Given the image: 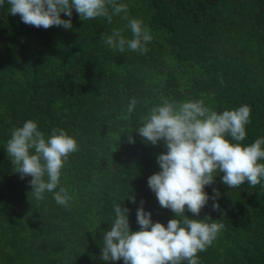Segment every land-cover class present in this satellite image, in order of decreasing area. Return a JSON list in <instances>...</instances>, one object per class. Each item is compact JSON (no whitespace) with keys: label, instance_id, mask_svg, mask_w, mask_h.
Here are the masks:
<instances>
[{"label":"trees","instance_id":"obj_1","mask_svg":"<svg viewBox=\"0 0 264 264\" xmlns=\"http://www.w3.org/2000/svg\"><path fill=\"white\" fill-rule=\"evenodd\" d=\"M118 2L128 5L129 20L150 29L147 53H120L103 42L113 29L132 38L124 13L108 23L83 21L73 9L71 30H45L11 16L7 0L0 6V264H124L100 258L115 205L131 210L134 232L141 201L153 222L167 226L175 219L147 183L160 171L157 157L166 147L135 132L164 100H204L217 112L248 105L251 123L241 143L264 138V0ZM133 99L138 103L129 114ZM28 120L46 138L63 129L79 144L60 178L68 207L50 192L36 200L32 178L13 171L7 141ZM216 175L205 191L213 196L218 189L219 210L210 200L199 217L185 213L225 225L198 254L199 264H264V181L231 189ZM133 195L135 204L128 200Z\"/></svg>","mask_w":264,"mask_h":264},{"label":"clouds","instance_id":"obj_2","mask_svg":"<svg viewBox=\"0 0 264 264\" xmlns=\"http://www.w3.org/2000/svg\"><path fill=\"white\" fill-rule=\"evenodd\" d=\"M5 0H0V6ZM11 16H19L22 23L45 30L62 27L71 30L73 9L81 20L107 18L124 13L132 38L123 30L113 29L103 42L112 50L145 54L152 41L150 29L138 19H128V5L118 0H7ZM61 14L69 17L65 20ZM137 101L128 105V113L135 111ZM252 110L242 105L235 110L217 112L205 105L204 100L175 102L164 100L153 106L143 124L135 132L145 143L153 146L164 143L166 152L158 155L160 171L148 178V186L163 209L171 210L175 219L165 226L153 222L152 213L141 206L136 211L139 231H132L130 209L115 205V218L110 230L104 232L101 259L105 262L124 261V264H199L198 254L212 246L225 225L207 223L195 217L212 200L213 209L219 210L220 193L213 189L209 196L205 188L216 182L220 173L222 183L231 189L245 183L255 187L264 181V138L245 146L246 126L251 123ZM128 142L134 143L132 134ZM6 152L13 171L21 179L31 177L29 187L36 200H43L46 192L53 193L57 204L68 207L71 197L59 187L62 169L71 154L79 151V144L63 129H53L46 138L35 121L28 120L13 129L7 141ZM59 187V191L56 189ZM136 203L133 195L130 199ZM210 218V217H208Z\"/></svg>","mask_w":264,"mask_h":264}]
</instances>
